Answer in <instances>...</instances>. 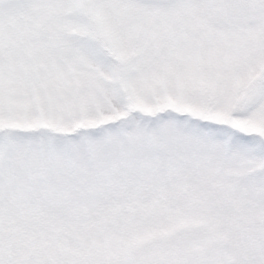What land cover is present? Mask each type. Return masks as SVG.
<instances>
[{"label": "snow or ice", "instance_id": "6c2138e0", "mask_svg": "<svg viewBox=\"0 0 264 264\" xmlns=\"http://www.w3.org/2000/svg\"><path fill=\"white\" fill-rule=\"evenodd\" d=\"M0 264H264V0H0Z\"/></svg>", "mask_w": 264, "mask_h": 264}]
</instances>
